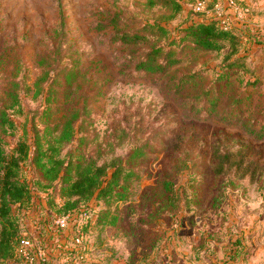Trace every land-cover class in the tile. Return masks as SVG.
I'll use <instances>...</instances> for the list:
<instances>
[{
  "label": "rangeland",
  "instance_id": "1",
  "mask_svg": "<svg viewBox=\"0 0 264 264\" xmlns=\"http://www.w3.org/2000/svg\"><path fill=\"white\" fill-rule=\"evenodd\" d=\"M147 1L0 0V106L5 89L20 82L22 113L11 111L16 138L33 144L50 94L56 119L85 106V131L94 138L82 149L77 134L63 155L102 149L110 161L116 145L113 154L125 160L134 146L126 130L150 145L147 157L128 165L144 177L112 207L121 221L98 225L102 203L93 201L94 217H77L90 223L76 244L54 227L48 191L24 162L22 176L34 189L32 208L20 213L23 227L38 236L41 214H48L38 264H73L72 250L81 254L77 264H264V0H237L249 15L224 18L245 37L233 55L228 43L207 52L182 39L187 25L217 14L211 7L195 14L194 0H180L181 12L166 21L170 10ZM213 1L224 17L227 0ZM155 21L168 35L148 30L134 53L115 38ZM152 44L180 62L163 74L136 70Z\"/></svg>",
  "mask_w": 264,
  "mask_h": 264
},
{
  "label": "trees",
  "instance_id": "2",
  "mask_svg": "<svg viewBox=\"0 0 264 264\" xmlns=\"http://www.w3.org/2000/svg\"><path fill=\"white\" fill-rule=\"evenodd\" d=\"M197 1L199 0H194L191 5ZM214 4V1L209 2V7H214ZM146 5L151 9L163 6L170 10V14L163 17L166 21L174 19L182 10L180 0H148ZM148 30L158 32L164 37L169 33L164 25L155 21L149 26L136 28L130 32H118L119 37L115 35V38L121 44L131 46L134 53L136 45L147 41L145 32ZM242 31V28L233 24L230 26L222 24L220 19L203 17L194 20L182 30L184 34L182 39H188L194 49L207 52H219L228 43L231 48L230 54L233 55L241 50L245 38ZM172 54L171 49L164 52L163 46L152 44L143 53L144 57L136 62V70L149 74H163L171 64L180 62L179 58L173 60ZM46 61L45 57L41 63ZM71 76L75 77V73L72 72ZM36 86L40 94L41 82L38 81ZM20 89V82L12 81L11 86L5 89L7 103L0 106V264H38L37 245L42 243L44 245L49 239L45 223L48 214H41L38 236L32 235L23 227L20 213L27 214L32 208L34 189V186L22 176L25 161H31L39 173L37 183L48 191L47 211L53 220L76 213L78 218L85 214L91 219L94 215H89L90 204L96 201L97 205L105 204V210L101 206L98 212V225L116 226L121 221L122 214L118 210L112 211V207L119 202L127 201L135 192L134 186L144 177L139 168L128 165L147 157L150 148L147 139L138 141L134 131L126 130L123 138L134 146L125 160L113 154L116 145L111 148L110 161L103 160L102 149L91 155H87L85 150L71 153L69 156L63 155V148L77 134H81L78 148L82 149L88 139L94 138L88 136L85 131V120L88 119L86 107L70 108L68 113L56 119L57 112L52 108V102L55 100L52 101L50 94L46 100L47 106L40 115L44 127L42 130L35 128L33 144L18 139L17 124L11 111L22 113ZM57 199L62 200L61 205ZM89 223L81 224L82 233L87 231ZM79 235L77 232V237ZM75 236L76 234L73 237L74 242ZM25 240H30L31 247L25 245ZM72 251H74L72 257L78 256V259L81 257V254L77 255V250ZM25 252H28L29 257L25 256Z\"/></svg>",
  "mask_w": 264,
  "mask_h": 264
},
{
  "label": "built area",
  "instance_id": "3",
  "mask_svg": "<svg viewBox=\"0 0 264 264\" xmlns=\"http://www.w3.org/2000/svg\"><path fill=\"white\" fill-rule=\"evenodd\" d=\"M209 2L211 0H199L195 4L190 5L191 9L199 14H203L207 7L209 6ZM226 9V13L224 14V17L222 16V11H224V8L222 4L215 3L214 7H211L214 11L217 12L214 16L210 18H216L220 19L222 21V24L226 26H230V23L226 22L224 18L229 14V12H233L235 18H243L244 16L249 15V8L243 7L238 4L237 0H227L226 5L224 6ZM54 227L58 230H62L63 232H67V234H72L73 237L75 236V243L80 242V240H83V233L81 232V225L77 222V213L76 214H69L63 217L55 218L54 220ZM77 232L80 234L77 237ZM25 245L28 247H31L30 240H25ZM42 256L41 250H39V256ZM25 256L29 257L28 252H25ZM76 259L72 260L73 264H77V257H74ZM40 259V257H39ZM44 259V258H43Z\"/></svg>",
  "mask_w": 264,
  "mask_h": 264
}]
</instances>
